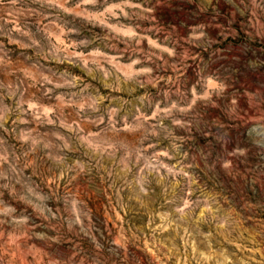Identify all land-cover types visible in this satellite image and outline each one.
<instances>
[{
    "label": "clouds",
    "instance_id": "clouds-1",
    "mask_svg": "<svg viewBox=\"0 0 264 264\" xmlns=\"http://www.w3.org/2000/svg\"><path fill=\"white\" fill-rule=\"evenodd\" d=\"M0 264H264V0H0Z\"/></svg>",
    "mask_w": 264,
    "mask_h": 264
},
{
    "label": "rangeland",
    "instance_id": "rangeland-1",
    "mask_svg": "<svg viewBox=\"0 0 264 264\" xmlns=\"http://www.w3.org/2000/svg\"><path fill=\"white\" fill-rule=\"evenodd\" d=\"M165 15H167V14L165 13ZM77 187L79 189H81L82 191H87L88 195L93 199V201H95L97 199L95 197V194L88 189L87 185H83V186L82 185H77ZM98 207H99V205H98Z\"/></svg>",
    "mask_w": 264,
    "mask_h": 264
}]
</instances>
